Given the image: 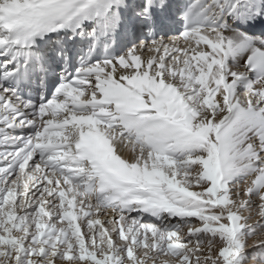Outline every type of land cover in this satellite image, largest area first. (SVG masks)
I'll return each instance as SVG.
<instances>
[{"label": "snow or ice", "instance_id": "6c2138e0", "mask_svg": "<svg viewBox=\"0 0 264 264\" xmlns=\"http://www.w3.org/2000/svg\"><path fill=\"white\" fill-rule=\"evenodd\" d=\"M262 236L264 0H0V264H249Z\"/></svg>", "mask_w": 264, "mask_h": 264}, {"label": "rangeland", "instance_id": "374dc122", "mask_svg": "<svg viewBox=\"0 0 264 264\" xmlns=\"http://www.w3.org/2000/svg\"><path fill=\"white\" fill-rule=\"evenodd\" d=\"M263 238H264V236H262V237H254V238H252V239L249 241L250 246H249V248L247 249V252H248V254H249V264H261L260 259H258V258H257V259H253V258H252V254H253V252L255 251V249L252 248V245H254L255 243H257L258 240L263 239Z\"/></svg>", "mask_w": 264, "mask_h": 264}, {"label": "bare ground", "instance_id": "6f19581e", "mask_svg": "<svg viewBox=\"0 0 264 264\" xmlns=\"http://www.w3.org/2000/svg\"><path fill=\"white\" fill-rule=\"evenodd\" d=\"M264 239V238H263ZM253 248V247H252Z\"/></svg>", "mask_w": 264, "mask_h": 264}]
</instances>
